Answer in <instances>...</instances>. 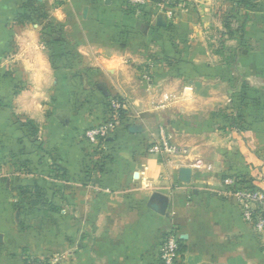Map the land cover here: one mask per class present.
I'll return each mask as SVG.
<instances>
[{"label": "crops", "instance_id": "obj_1", "mask_svg": "<svg viewBox=\"0 0 264 264\" xmlns=\"http://www.w3.org/2000/svg\"><path fill=\"white\" fill-rule=\"evenodd\" d=\"M246 1L255 17L245 28L252 52L243 49L249 85L243 112L263 117L264 41L255 40L264 32V0ZM24 2L35 3L45 23L60 28L62 42L52 51L42 45L38 23L13 22L27 15L17 5ZM126 3L0 0V264L52 256L56 240L64 239L61 253L72 244L77 252L62 264H148L155 237L172 228L185 248L179 264H264V238L241 219L221 182L222 161L204 156L199 137L180 122L192 112L185 91L194 100L198 85L216 87L198 74L201 66H212L205 34L214 32L210 18L218 26V15L210 14L216 2L189 0L172 21L155 6L135 12ZM114 97L127 106L123 124L92 146L84 134L105 121ZM27 121L33 136L23 126ZM159 127L173 144L189 149L188 159L146 153ZM246 130L243 176L264 190V178L258 180L264 122L256 117ZM211 144L225 148L236 140L218 136ZM194 158L212 170L195 171ZM180 169L191 171L188 182ZM34 187L42 199L25 192L33 194ZM155 194L166 201L164 214L147 206ZM46 204L63 210L62 216L49 214L55 228L47 242L31 228L33 217H23L29 205L41 210Z\"/></svg>", "mask_w": 264, "mask_h": 264}, {"label": "rangeland", "instance_id": "obj_2", "mask_svg": "<svg viewBox=\"0 0 264 264\" xmlns=\"http://www.w3.org/2000/svg\"><path fill=\"white\" fill-rule=\"evenodd\" d=\"M214 1L216 2L217 9L214 11L212 10L210 14L212 16L215 13L218 15V26H216V23H213L210 18L209 21L213 26L214 32L212 34L210 32L205 34V41L208 44L210 52L213 54V57H211L212 66H201V70H199L198 74L201 78L210 79L212 84L214 83L216 87L212 89V87L208 85H198L196 88L199 94L194 100L191 96H187L186 94L191 92L185 91L184 96L187 98L190 105H192V112L180 115V122L183 123L181 124L182 126L188 128L190 131L189 135L193 134V136L199 137L198 139L201 140L199 144L201 147V153L204 154V156L214 154L222 161L224 169L221 171V173H223L221 176L222 184L226 179H232L235 182L243 183L247 179L243 176V135L247 132L246 125H248V121H256V117L258 120L264 122V116L259 117L261 115L245 114L243 112V106L246 104L245 100L247 101L246 96L249 89L245 76L246 73L243 70V49L247 52H252V50L249 49L250 46H248L251 39H247L249 35H247L245 28L248 27V22L253 19L255 15L252 13L253 5L248 2V8L244 9L243 5L238 6V0ZM219 1L223 4H219ZM27 3L30 2H24L17 5L21 8ZM246 11H250V13H247ZM27 12L29 13V11ZM37 22L38 19L34 16L31 24L35 26L37 25ZM42 25L41 21H39L38 27L34 28L38 29L41 38L40 41H42V45L46 46L45 43L50 41L51 38L49 39L43 34L44 30ZM255 41L263 42L264 32L260 33ZM187 80L188 78H185L182 81L184 88H189L186 83ZM250 99L248 101L252 102ZM214 135L217 137L219 136L220 139H235L236 144L229 145L225 148L220 145H213L211 144L212 139L214 140V138H217ZM262 166L264 167V164H262ZM250 183H252L251 180ZM44 188H46V186ZM50 213L62 216L60 213H63V210H51L47 204L45 208L41 207V210H38L29 205V208L25 210L26 215L24 214L23 216H27L28 218L33 217V220H31L33 221V226L30 227L33 230L35 229V231L38 230L37 235L40 238H43L45 242H47L46 240L48 236L52 235L50 229H52L53 226L55 228V225L49 216ZM41 220L42 227L34 228V225H36L38 221L41 222ZM21 221L22 227H28L26 224H29V221L25 218ZM56 228V232L62 234V226L56 224ZM172 231H174V228L160 232L155 237L153 248L151 250V258L148 264H162L160 259V249L163 245V241ZM61 234H57V238L58 235ZM64 242L65 239L62 240V243L56 240L55 248L53 249L55 252H52V256L37 260L35 259V264H62L66 258L71 256V254L75 256L77 249L74 244H72L70 250L61 253ZM31 263L32 262L30 261L27 264Z\"/></svg>", "mask_w": 264, "mask_h": 264}, {"label": "built area", "instance_id": "obj_3", "mask_svg": "<svg viewBox=\"0 0 264 264\" xmlns=\"http://www.w3.org/2000/svg\"><path fill=\"white\" fill-rule=\"evenodd\" d=\"M188 2L189 0H127L126 5L135 12H140L149 6H155L164 13L167 20L172 21L175 12L186 9ZM126 110L127 106L121 99H111L107 104L105 121L101 125L85 132L84 137L87 143L98 146L106 142L114 131L123 124V116ZM146 153L176 160H185L190 156V151L187 147L171 142V138L166 134L163 127H159L157 139L147 147ZM191 168L195 171L212 170L210 164L198 158H194L191 161ZM258 175V180L264 178L263 168L259 169ZM223 186L235 199L243 222L251 228L256 237L259 239L264 238V190L255 187L253 183L243 184L232 179L224 180ZM178 240V236L174 232L169 233L165 238L160 249L162 264L180 263Z\"/></svg>", "mask_w": 264, "mask_h": 264}, {"label": "trees", "instance_id": "obj_4", "mask_svg": "<svg viewBox=\"0 0 264 264\" xmlns=\"http://www.w3.org/2000/svg\"><path fill=\"white\" fill-rule=\"evenodd\" d=\"M237 3H238V6L243 5L244 9L248 8V3L246 0H238ZM36 6L37 5L33 2L27 3L26 5H24V7H26L28 9L29 13H27V15L26 14L17 15L13 21L18 25H22V24L27 23V22H29V23L33 22V17L36 16L38 19V22L41 21V24H43L42 25V28L44 30L43 34H45L49 39L51 38V40L47 41L45 44H46V47L52 51L53 45H59L62 42L61 30L58 26H54V25H50L48 23H45V20H46L45 12L40 7L38 8V6L37 7ZM123 118H124V116H123ZM23 126L29 127V129H30L29 131L31 133V136L35 135L36 131L32 128L31 122L27 121L23 124ZM248 183H250L249 179H246L245 182H243V184H248ZM27 191H28V194L30 196L32 195L31 197H34L35 199H42V194H41V192H39V189L37 187H34L33 194L30 193V191L26 189L25 192H27ZM32 204H35V202L33 201ZM178 243H179L178 254L182 257L183 253L185 252V248L182 245V241L180 239L178 240ZM31 262H32L31 264H34L36 262V260H33ZM25 263H26V261H25Z\"/></svg>", "mask_w": 264, "mask_h": 264}, {"label": "water", "instance_id": "obj_5", "mask_svg": "<svg viewBox=\"0 0 264 264\" xmlns=\"http://www.w3.org/2000/svg\"><path fill=\"white\" fill-rule=\"evenodd\" d=\"M179 175H180V179L183 182H188L191 175V171L189 169H180ZM148 204L149 205L147 206L151 211L160 215L165 213L166 201L160 195L157 194L153 195L149 200ZM0 243H1V237H0Z\"/></svg>", "mask_w": 264, "mask_h": 264}]
</instances>
